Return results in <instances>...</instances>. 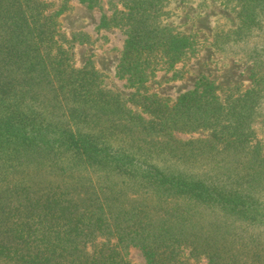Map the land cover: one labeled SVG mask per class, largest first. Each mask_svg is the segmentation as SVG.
Masks as SVG:
<instances>
[{
	"label": "trees",
	"instance_id": "1",
	"mask_svg": "<svg viewBox=\"0 0 264 264\" xmlns=\"http://www.w3.org/2000/svg\"><path fill=\"white\" fill-rule=\"evenodd\" d=\"M121 2L98 27L125 35L115 75L134 89L126 99L71 64L61 8L0 0V264H131L129 246L145 264H187L184 251L264 264V148L252 129L264 62L243 91L220 96L202 77L169 105L145 84L193 39L162 23L167 0ZM246 2L264 6L244 0L245 17Z\"/></svg>",
	"mask_w": 264,
	"mask_h": 264
},
{
	"label": "rangeland",
	"instance_id": "2",
	"mask_svg": "<svg viewBox=\"0 0 264 264\" xmlns=\"http://www.w3.org/2000/svg\"><path fill=\"white\" fill-rule=\"evenodd\" d=\"M47 11L62 9L57 18L58 44L65 48L76 68H91L101 74L102 86L126 99L134 89L115 75L116 64L125 38L116 27L100 28L102 14L122 9L121 0H99L88 8L82 0H43ZM244 0H167V15L162 23L188 34L194 48L171 68L156 70L145 84L150 94L163 98L169 105L179 94L194 87L202 77L226 89L250 86L249 70L255 60L264 62V6L246 2L252 16L241 12ZM255 16V17H254ZM254 17V20L252 18ZM129 108L132 106L127 103ZM133 110H138L133 108ZM254 137L264 148V94L252 121ZM206 132L175 133L182 140L202 138ZM131 264H145L141 250L129 246L124 254ZM183 257L187 264H206L205 259Z\"/></svg>",
	"mask_w": 264,
	"mask_h": 264
}]
</instances>
